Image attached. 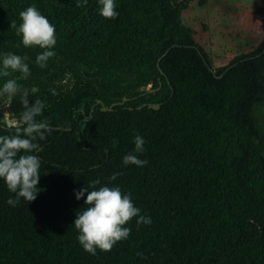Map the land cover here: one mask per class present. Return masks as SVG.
<instances>
[{
  "label": "trees",
  "instance_id": "1",
  "mask_svg": "<svg viewBox=\"0 0 264 264\" xmlns=\"http://www.w3.org/2000/svg\"><path fill=\"white\" fill-rule=\"evenodd\" d=\"M192 1L115 0L118 16L105 19L98 0L82 7L77 0H0V58L27 56L30 68L9 112L22 116L25 103L39 99L46 107L36 119L48 122L41 151L32 153L41 161L36 199L10 206L15 194L0 179V264H143L154 251L158 264H211L229 238L231 264H264V150L251 118L264 101V53L256 56L264 47V4L256 9L257 47L213 68L181 24ZM32 5L56 29V55L45 68L35 63L43 49L25 48L9 27ZM66 70L70 85L53 86ZM18 75L0 77V87ZM149 83L154 91L138 92ZM123 97L105 111L96 102L109 107ZM2 117L0 135L12 134ZM136 135L143 153H134ZM130 152L148 163L124 166ZM114 173L122 175L112 181ZM97 179L96 190L118 186L130 194L151 223L133 218L127 239L92 255L73 222L88 207L87 194L77 200L75 192ZM253 222L259 228L244 241Z\"/></svg>",
  "mask_w": 264,
  "mask_h": 264
},
{
  "label": "clouds",
  "instance_id": "2",
  "mask_svg": "<svg viewBox=\"0 0 264 264\" xmlns=\"http://www.w3.org/2000/svg\"><path fill=\"white\" fill-rule=\"evenodd\" d=\"M87 4V0H77V7ZM99 14L105 19H115V0H98ZM20 23L11 22L9 27L15 29L16 35L21 38L20 43L25 48L39 47L43 49L36 56L35 63L40 68L47 67V61L56 53L51 50L56 45V29L48 18L40 13L35 5L28 6L19 12ZM19 46V45H18ZM27 56H20L8 52L0 58V77H10L12 73L18 76L7 79L0 87V96L13 97L20 91L18 81L25 80L30 75V68L26 61ZM45 103L37 99L30 106L25 103V112L19 122H10L9 127L15 131L10 135H0V179L4 181L8 190L15 194L7 203L10 206L19 204L23 198L28 203L36 199L37 188L40 178L41 161L35 152L41 151L39 141L46 139L48 122L38 120L42 115ZM113 146L117 141L113 139ZM144 139L140 135L134 137V153H143ZM23 153V154H21ZM130 152L122 158L124 166L129 164L138 167L145 166L148 161L139 159L136 154ZM122 173H114L109 179L114 181ZM100 180L89 182V186L75 192L77 200L84 199L87 205L83 211L76 213L73 222L78 231L77 240L84 251L95 255L97 249L110 251L112 247L128 238L130 229L125 225L133 218L136 223L150 224V217L140 214L130 194H125L116 187L100 186ZM89 188L94 190L89 191Z\"/></svg>",
  "mask_w": 264,
  "mask_h": 264
},
{
  "label": "rangeland",
  "instance_id": "3",
  "mask_svg": "<svg viewBox=\"0 0 264 264\" xmlns=\"http://www.w3.org/2000/svg\"><path fill=\"white\" fill-rule=\"evenodd\" d=\"M264 4V0H193L181 13V24L190 33L195 43L203 48L210 58L213 68L228 64L235 56L247 53L260 43L262 30L260 17L256 9ZM71 75L66 70L60 80L51 84L70 85ZM42 83V82H41ZM149 88L151 83L148 84ZM35 90V88H33ZM24 91H28L24 88ZM105 101H108L104 97ZM11 97H4L0 103H5L2 109L5 122H16L9 112ZM7 106V108H5ZM258 132V138L264 150V102L254 106L251 113ZM259 225L252 223L243 236L244 241L252 239ZM233 238L226 239L222 248L216 251L211 264H220L222 260L229 261L230 252L236 248ZM161 253L154 251L142 258L143 264H158Z\"/></svg>",
  "mask_w": 264,
  "mask_h": 264
},
{
  "label": "water",
  "instance_id": "4",
  "mask_svg": "<svg viewBox=\"0 0 264 264\" xmlns=\"http://www.w3.org/2000/svg\"><path fill=\"white\" fill-rule=\"evenodd\" d=\"M168 50H169V48L162 54V56H164L167 52H168ZM264 53V47L262 48V50L259 52V53H257L256 54V56H260L261 54H263ZM159 61V60H158ZM157 65H158V63H157ZM152 85V84H151ZM152 91H154V89L153 88H149V86L148 85H144V86H141L139 89H138V92H140V93H145V92H152ZM129 98H127V97H123L120 101H113V102H111V104L109 105V107H105L104 105H103V102H102V100H100V99H98L96 102L97 103H100L101 104V110H103V111H105V110H107V109H111L114 105H116V104H122V103H124V102H126L127 100H128ZM29 100V99H28ZM30 101V100H29ZM5 106V103H0V107H4ZM149 107H152V108H155V109H157L158 107H159V105H148ZM5 108H7V106L5 107ZM16 120H19L20 119V117H16L15 118ZM2 121L3 122H5V120L4 119H2ZM6 124L9 126V122H6Z\"/></svg>",
  "mask_w": 264,
  "mask_h": 264
},
{
  "label": "flooded vegetation",
  "instance_id": "5",
  "mask_svg": "<svg viewBox=\"0 0 264 264\" xmlns=\"http://www.w3.org/2000/svg\"><path fill=\"white\" fill-rule=\"evenodd\" d=\"M2 109H4V107H0V115H3ZM12 117L14 118L15 116H12ZM19 117H20V119L16 120V122H19L21 120L22 116H19ZM2 119L6 120L4 117H2Z\"/></svg>",
  "mask_w": 264,
  "mask_h": 264
},
{
  "label": "crops",
  "instance_id": "6",
  "mask_svg": "<svg viewBox=\"0 0 264 264\" xmlns=\"http://www.w3.org/2000/svg\"><path fill=\"white\" fill-rule=\"evenodd\" d=\"M262 102H264V101H262ZM260 103V102H259ZM254 109V108H253ZM252 113V112H251ZM254 122V121H253ZM255 125V124H254ZM256 127V126H255ZM257 130V129H256ZM258 133V132H257ZM258 140H259V138H258ZM260 142V141H259ZM261 144V143H260ZM262 146V145H261ZM263 149V148H262Z\"/></svg>",
  "mask_w": 264,
  "mask_h": 264
},
{
  "label": "bare ground",
  "instance_id": "7",
  "mask_svg": "<svg viewBox=\"0 0 264 264\" xmlns=\"http://www.w3.org/2000/svg\"><path fill=\"white\" fill-rule=\"evenodd\" d=\"M156 105H158V104H156ZM18 115H16L15 117H14V119L17 117ZM19 117V116H18Z\"/></svg>",
  "mask_w": 264,
  "mask_h": 264
}]
</instances>
